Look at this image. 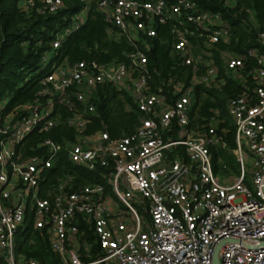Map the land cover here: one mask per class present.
<instances>
[{
	"label": "built area",
	"instance_id": "1",
	"mask_svg": "<svg viewBox=\"0 0 264 264\" xmlns=\"http://www.w3.org/2000/svg\"><path fill=\"white\" fill-rule=\"evenodd\" d=\"M93 3L131 44L126 62L69 64L45 54L48 71L33 100L5 112L8 100L0 99V264H42L18 249L27 224L44 231L60 264H213L216 252L219 264H264V32L242 54L220 53L221 75L211 46L230 33L219 13L192 0ZM20 7L44 15L64 3L23 0ZM86 12L73 17L74 28ZM166 24L170 54L186 72L153 86L147 40ZM225 78L244 84L227 101L238 166L229 183L212 162L213 150L227 146L219 110L200 127L190 117L195 88L221 89ZM106 87L129 96L141 114L132 135L85 133L95 94ZM60 108L74 135L57 142L45 135ZM63 155L103 182L78 186L76 174H50Z\"/></svg>",
	"mask_w": 264,
	"mask_h": 264
},
{
	"label": "trees",
	"instance_id": "2",
	"mask_svg": "<svg viewBox=\"0 0 264 264\" xmlns=\"http://www.w3.org/2000/svg\"><path fill=\"white\" fill-rule=\"evenodd\" d=\"M22 1L0 0V99L8 100L5 112L35 98L41 88L39 81L48 71L49 64L42 63L45 54H49L52 60L65 59L69 64L79 61H97L102 64L126 62L127 54L132 50L131 44L124 37L118 36L115 29L104 20L93 0H89L91 2L88 5L82 0H63L62 9L44 15L35 10L24 11L20 7ZM192 1L201 10L219 13L224 24L228 25V41L211 46L214 62L223 75L220 53L242 54L257 46L258 33L264 32V0ZM84 9H87L85 20L74 28L73 17ZM170 29L169 24L158 26L157 36L147 40L150 45L147 52L148 68L153 86L170 77H181L186 72L185 67L170 54ZM60 35H63L60 46L54 50L51 44ZM191 41L196 43L195 38ZM242 89L244 84L228 78L224 79L221 89L195 88V103L190 113L191 127H200L209 117L211 109H218L224 119L221 128L225 130L227 146L214 149L212 156L214 171L220 175L231 172L237 165L232 154L235 148L234 127L227 112V101ZM95 98V114L90 116L86 134L105 129L111 139H116L135 132L141 114L129 96H122L106 87L97 91ZM59 115V123L45 136L57 142L70 140L74 135L66 123L70 113L60 108ZM59 172L76 174L78 186L103 182L98 173L73 166L65 155L50 170L54 176ZM19 237L18 249L26 256L36 258L42 264H60L59 258L49 247L44 231L34 230L27 224Z\"/></svg>",
	"mask_w": 264,
	"mask_h": 264
},
{
	"label": "rangeland",
	"instance_id": "3",
	"mask_svg": "<svg viewBox=\"0 0 264 264\" xmlns=\"http://www.w3.org/2000/svg\"><path fill=\"white\" fill-rule=\"evenodd\" d=\"M232 171H234V172H227V173H225V174H222V175H220V173H218V175L221 177L220 179H221V181H224V183H229V182H232L236 177H237V174H238V166L237 165H235V167H233V169H231ZM248 177V176H247ZM249 185V184H248Z\"/></svg>",
	"mask_w": 264,
	"mask_h": 264
},
{
	"label": "water",
	"instance_id": "4",
	"mask_svg": "<svg viewBox=\"0 0 264 264\" xmlns=\"http://www.w3.org/2000/svg\"><path fill=\"white\" fill-rule=\"evenodd\" d=\"M224 27L228 28V25L225 24ZM213 264H219V259H218V256H217V252L214 255Z\"/></svg>",
	"mask_w": 264,
	"mask_h": 264
}]
</instances>
